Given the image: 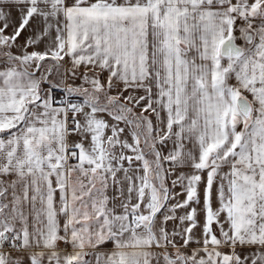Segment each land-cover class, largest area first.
Segmentation results:
<instances>
[{"label": "snow or ice", "instance_id": "1", "mask_svg": "<svg viewBox=\"0 0 264 264\" xmlns=\"http://www.w3.org/2000/svg\"><path fill=\"white\" fill-rule=\"evenodd\" d=\"M0 264H264V0H0Z\"/></svg>", "mask_w": 264, "mask_h": 264}]
</instances>
